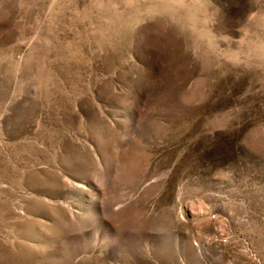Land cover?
Listing matches in <instances>:
<instances>
[{
    "label": "rangeland",
    "instance_id": "rangeland-1",
    "mask_svg": "<svg viewBox=\"0 0 264 264\" xmlns=\"http://www.w3.org/2000/svg\"><path fill=\"white\" fill-rule=\"evenodd\" d=\"M0 264H264V0H0Z\"/></svg>",
    "mask_w": 264,
    "mask_h": 264
}]
</instances>
